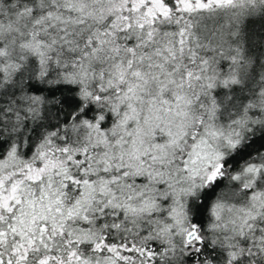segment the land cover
Segmentation results:
<instances>
[{
    "label": "snow or ice",
    "instance_id": "obj_1",
    "mask_svg": "<svg viewBox=\"0 0 264 264\" xmlns=\"http://www.w3.org/2000/svg\"><path fill=\"white\" fill-rule=\"evenodd\" d=\"M0 264H264V0H0Z\"/></svg>",
    "mask_w": 264,
    "mask_h": 264
}]
</instances>
